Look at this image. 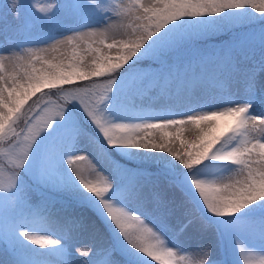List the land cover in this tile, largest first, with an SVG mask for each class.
I'll use <instances>...</instances> for the list:
<instances>
[{"label": "snow or ice", "instance_id": "6c2138e0", "mask_svg": "<svg viewBox=\"0 0 264 264\" xmlns=\"http://www.w3.org/2000/svg\"><path fill=\"white\" fill-rule=\"evenodd\" d=\"M53 7L0 0V21L25 18L35 29L16 30L26 55L0 54L2 264H181V251L196 257L189 264H222L220 245L235 264L258 248L264 264V0ZM60 12L77 25L66 39L44 30ZM106 75L94 100L84 87L64 92L55 112L29 104ZM194 104L207 110L193 114ZM80 233L92 242L74 262ZM193 236L211 239L185 248Z\"/></svg>", "mask_w": 264, "mask_h": 264}, {"label": "rangeland", "instance_id": "374dc122", "mask_svg": "<svg viewBox=\"0 0 264 264\" xmlns=\"http://www.w3.org/2000/svg\"><path fill=\"white\" fill-rule=\"evenodd\" d=\"M4 3H8L9 0H3ZM88 2L90 4L95 5L98 0H88ZM145 2H147L145 0ZM36 3L39 7H44L47 11H54V5L57 3L56 1L53 0H36ZM109 3V2H108ZM118 4H120L121 6H124L127 4V0H118L117 1ZM111 4V3H109ZM113 6V4H111ZM251 10V9H249ZM33 11H35V9H33ZM254 11V10H252ZM39 14V13H37ZM64 13L60 12L56 14V20H58ZM256 15H259L258 13H256ZM21 19H16L13 16L9 15L7 16V18L3 21H0V29L5 30L4 34L0 35V40L4 39V35H7L9 37H11V39L9 40V42L3 47L0 48V54H4L6 56L9 57H15L17 55L20 54H25L26 55V50H22L16 47L15 41L18 40V34L17 32L15 33L16 27H13L12 25L17 24ZM72 25L73 27H77V25L68 17H65L64 19H60L58 22V25L56 26H49L48 28L44 29L46 31H53L57 38L59 36H61V38L59 39H66L67 36L71 35L73 33L72 30H69L73 27H68V25ZM75 24V25H74ZM29 30H33V29H28ZM62 32V33H61ZM115 34H119L121 36L120 32H115ZM70 49H62V52H67ZM81 50H83V48H81ZM106 52H108L107 49H105ZM111 55H116V50H112L110 52ZM49 56H60L61 53H51L49 52L48 54ZM87 61L90 62L92 57L88 56L86 57ZM6 65L8 66L9 70H12V63H10L8 60L5 61ZM172 87L174 88L175 85H172ZM103 89L100 90H96L93 91L94 94H90L89 95V99L94 100L96 98V95H98L100 92H102ZM38 95V93L36 94ZM29 103H32L29 101ZM145 106H148V101L147 99H145L144 101ZM209 106L213 109V110H222L223 107V102L219 101V100H209ZM36 107V106H35ZM38 107V106H37ZM61 107L59 104L54 103L53 101H48L46 103H44L42 106H40L39 109H44V108H48L51 112H55L57 108ZM193 114H198L199 111H203V110H207V108H202L200 105H193ZM153 111H162L163 109H161L159 107V105H157L155 108L150 109ZM259 110V108H258ZM41 115H43V112L40 113ZM145 133H141V135H144ZM154 135H156L158 137L159 133H154ZM184 139L187 140V133L185 131V135H184ZM191 141V140H188ZM174 148H179V141H176L173 145ZM82 154H90V149L87 146L86 143L82 144ZM171 158V157H170ZM82 163V166H84L85 168L89 167V160H85ZM8 171H10L9 169L6 168V175L8 173ZM234 175V174H233ZM235 178V177H234ZM217 184H221L223 182H227V180L225 178H220L217 179L215 181ZM87 215H89V217L96 222V218L94 216H92L91 213H87ZM98 223V222H97ZM103 230L102 226H101V231ZM211 231V230H209ZM37 234H44V233H37ZM51 238V237H50ZM170 239V237H169ZM211 239V237H207L204 239H201L199 236L196 237V239L191 240V239H186L184 240V247L185 248H195L197 245L200 244H205L208 242V240ZM91 237L89 236L88 233H80L78 235L75 236L74 240L72 241L73 247L71 249L72 252V256L70 257L71 260H73L74 262H79L81 259H83L84 257H82L79 252H77V249L80 250V252H86L88 251V245L91 244ZM48 247H52V246H48ZM239 249H238V253H239ZM215 254L219 256V259L221 260L222 264H235V259L236 257L230 252L227 251L226 248H224V246L220 245L217 247V249L215 250ZM261 253L258 251L257 249H248L246 251L243 252V256L242 259L240 260V264H259L260 258H261ZM180 256H184L186 257L185 260L181 261V264H189L190 261L196 259V257L193 256V254L191 252H184L181 251L177 257V259L180 258ZM5 259V257L3 256V254H0V263L3 262V260ZM153 264H155V262H153Z\"/></svg>", "mask_w": 264, "mask_h": 264}, {"label": "trees", "instance_id": "16d2710c", "mask_svg": "<svg viewBox=\"0 0 264 264\" xmlns=\"http://www.w3.org/2000/svg\"><path fill=\"white\" fill-rule=\"evenodd\" d=\"M56 1V0H53ZM109 3L113 4V6L116 4L114 3L113 0H108ZM252 11V10H249ZM66 16L65 14H63L58 20H56V22H54L53 26L58 25V22L60 19H64ZM13 27H16L17 30H21V31H28V29H33L31 26L30 21H28L25 18H21V20L16 24V25H12ZM46 29V28H45ZM35 30V29H33ZM17 31L15 30V33ZM226 38V37H224ZM110 77L109 76H104V77H100V78H93L90 81L87 82H80L77 84H74L72 86H65L64 91L61 92L60 90H43L42 92L38 93V95L34 96L32 98V100H30L29 104H33V101L36 102V107L37 105H41L46 103L47 101H53L56 104H59L60 106H64L67 103L68 98L64 95V92H72V91H76L77 88H84L87 87L89 89H92L93 91L96 90H100L103 89L104 86L107 84V81ZM27 107V105H26ZM21 127H23V124H21ZM19 130V129H18ZM5 167L9 170H11V166L5 165Z\"/></svg>", "mask_w": 264, "mask_h": 264}, {"label": "bare ground", "instance_id": "6f19581e", "mask_svg": "<svg viewBox=\"0 0 264 264\" xmlns=\"http://www.w3.org/2000/svg\"><path fill=\"white\" fill-rule=\"evenodd\" d=\"M146 1H147V0H146ZM90 30H92V29H89V28H83V29H81V31H84V32H87V31H90ZM61 33H62V32H61ZM73 34H74V31H73V33H72L71 35H73ZM61 36H62V35H61ZM61 36H59L58 39L61 38ZM116 37H117V38H120V35H117ZM109 42H111V41H109ZM84 47H86V45H85ZM186 133H187V140H186V141H188V140H194V139H195V137L192 136L191 133L187 132V130H186ZM196 237H197V236H193V237L191 238V240H193V238H194V240H195ZM186 239H189V238H184V240H186ZM0 264H2V262H1Z\"/></svg>", "mask_w": 264, "mask_h": 264}]
</instances>
